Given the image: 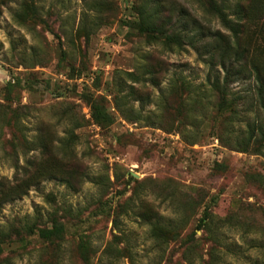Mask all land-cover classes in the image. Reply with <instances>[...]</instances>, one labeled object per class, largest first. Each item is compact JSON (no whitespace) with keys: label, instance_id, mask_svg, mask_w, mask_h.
Listing matches in <instances>:
<instances>
[{"label":"rangeland","instance_id":"374dc122","mask_svg":"<svg viewBox=\"0 0 264 264\" xmlns=\"http://www.w3.org/2000/svg\"><path fill=\"white\" fill-rule=\"evenodd\" d=\"M257 1L0 0V200L2 184L15 192L0 204V264H264L257 86L235 79L238 114L220 110L223 73L193 48L232 39L215 4L238 22L236 4ZM258 16L239 41L264 65ZM148 222L179 225L191 254Z\"/></svg>","mask_w":264,"mask_h":264},{"label":"trees","instance_id":"16d2710c","mask_svg":"<svg viewBox=\"0 0 264 264\" xmlns=\"http://www.w3.org/2000/svg\"><path fill=\"white\" fill-rule=\"evenodd\" d=\"M220 16L226 27L231 31L233 37L232 39L226 40L223 35H217L214 38L213 42L207 41L203 38L201 40L204 43V46H198L200 39L193 43V48L199 54L200 59L204 65L210 68L213 72L215 70H220L223 73V79L214 80L211 83V88L217 92L220 96L219 98V109L220 110H233L236 113V106H238V99L233 97L231 92L228 90L229 85L235 81V79H245L253 80L257 86V94L253 98L252 106H257L264 111V65L262 63L253 59V49L242 46L239 39L243 34L246 24V20H258L261 22L260 14L264 12V3L262 0L257 2L250 3L248 6L237 5L235 6V13L238 16V22H234L228 19L227 15L224 14V11L221 6L215 4L212 7ZM145 11H141V13ZM155 18V16H154ZM137 29L141 33L156 34V38L161 39L160 41L165 44L176 43L180 45L183 43L181 36L172 34L164 28L158 27L155 24L150 22H143L137 26ZM203 49L204 55L200 52ZM241 99V98H240ZM256 99V100H255ZM264 128L260 127L261 139L264 140ZM1 203H5L13 199L14 195V186L10 187L9 190L5 189L6 186L2 184ZM20 188V187H19ZM12 195V197L9 195ZM207 217L204 216L198 225L199 229L206 228L210 224L206 222ZM151 226V234L156 236V240L159 244L163 246H169L170 244H176L183 248V256L187 258L186 255L191 254L192 248L195 246L196 240L187 236V238H182L179 225H164L161 223H152L148 222ZM63 231L62 226H54L52 229H42L39 231V235L44 239H52L59 237ZM174 233V234H173ZM212 233V232H211ZM173 234V235H172ZM213 241L216 242L217 238L214 236ZM190 257V256H189ZM191 258V257H190Z\"/></svg>","mask_w":264,"mask_h":264}]
</instances>
